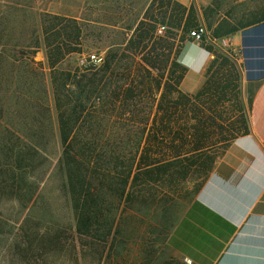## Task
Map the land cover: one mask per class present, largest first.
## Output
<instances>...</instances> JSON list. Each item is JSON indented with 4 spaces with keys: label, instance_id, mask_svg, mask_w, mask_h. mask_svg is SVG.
I'll return each instance as SVG.
<instances>
[{
    "label": "rangeland",
    "instance_id": "rangeland-1",
    "mask_svg": "<svg viewBox=\"0 0 264 264\" xmlns=\"http://www.w3.org/2000/svg\"><path fill=\"white\" fill-rule=\"evenodd\" d=\"M166 6V0H156L153 4L152 0H0V264H20L23 260L41 259V255H47L36 251L37 246L46 249L40 241H32L31 249L26 253V246L21 244L28 243L29 238L25 236L24 240L21 231L26 229L33 234L36 229L41 232L48 229L47 205H51L50 198L53 201L55 198L49 191L56 188L58 182L49 185L42 194L43 199L37 198L34 202L36 178L41 173L36 168L39 160L24 161L19 158V151L23 150L27 155L28 148L35 146L51 155L59 151L55 94L65 102L62 84L67 74L80 73L78 60L81 55L98 54L106 59L112 50L120 47L137 54L136 62L139 63L142 44L138 47L136 40L131 45L128 41L134 38L138 26H142L139 33H147L153 27L149 36L166 59L155 61L159 70L151 72L152 89L164 74L163 78L171 80L173 88L185 97L193 98L202 91L209 78L207 72L195 89H186L182 81L179 84L183 66L178 60L187 39L193 41L190 31L201 22L195 10L185 22L181 21L178 8ZM207 7L214 12H208V21L203 16L202 23L210 37L218 40L229 35L226 32L232 27L244 23L240 26L243 27L246 22L258 19L264 13V0H212ZM170 15L173 19H169ZM220 22L221 26L217 27ZM158 25L167 26L161 37L154 33ZM57 47L62 49V61L51 68L50 59L59 55ZM208 47L213 52L208 67L211 66V73H214V84L209 96L192 101L201 114L199 120L188 123L198 132L194 139L188 137L189 143L183 148L178 140L163 144L164 149L160 144L155 145L153 153L161 151V154L154 156L151 152L147 158V163L153 158L163 162L180 154L183 164L162 174L145 175L157 179V185L151 190L154 197L144 201L140 198L132 203L124 223L107 243L101 264H188L168 247V237L201 189L197 186L207 179L201 176L202 163L217 159L225 145L223 141L247 126L246 99L238 68L232 58L224 54L227 50L209 44ZM224 57L231 62H226ZM132 64L125 62L126 67ZM131 77L134 79L135 75ZM136 81H144L141 89L150 84L144 73ZM159 95L147 92L150 98L147 100L146 97L139 104L146 109L144 113L125 114L113 109L97 113L90 105L80 122L75 124L74 131L87 136V146L99 150L120 148L128 153L131 164L137 163L133 155L144 145ZM175 119L178 124L174 130L185 129L182 125L184 117L177 113ZM142 130L144 137L140 139ZM19 176L26 179L20 182ZM97 241L96 238V251L88 250L89 245L81 253L83 258L88 261L96 258L97 263L101 253V242Z\"/></svg>",
    "mask_w": 264,
    "mask_h": 264
},
{
    "label": "trees",
    "instance_id": "trees-1",
    "mask_svg": "<svg viewBox=\"0 0 264 264\" xmlns=\"http://www.w3.org/2000/svg\"><path fill=\"white\" fill-rule=\"evenodd\" d=\"M155 1L152 0V4ZM166 5L167 8L175 7L181 11V21L185 20L186 22L194 12L193 7L186 9L182 5L172 3L171 0H166ZM208 12L211 14L214 11L209 7L203 9L206 21L209 19ZM169 19H173V17L170 15ZM261 22H264V13L258 19L246 22L247 24L245 23L246 25L243 27L240 26L244 23L232 27L226 34L238 32ZM219 26H221V22L217 27ZM139 27L134 32V38L131 37L128 41V44L131 45L136 40L138 47L142 44L139 63L136 62L137 54L117 47L106 59L103 57V63L100 66L79 67L80 73L73 76L67 74L61 87L65 92V102L63 103L59 99V94H55L61 142L59 151H55V154L51 155L47 150L37 146L28 148L27 155L23 150L19 151V153L21 152L19 158H23L24 161L30 158L39 160L36 168L40 169L41 173L36 178L38 183L35 188L37 193L35 191L36 195L33 193L32 197L34 202L37 198L38 200L39 198L43 199L42 194L47 190V187L58 182V186L49 191L55 198L54 201L50 198V204L53 207L47 205L48 229L43 232L36 229L33 234L28 233L26 229L21 231L24 240L25 236L29 238L28 243L25 241L21 244L23 247L26 246V253H29L32 241H40L46 249L37 246L36 251L47 255L45 257L41 255V259L23 260L20 264H101L107 243L124 223L132 208V203L140 198L144 201L150 196L154 197L151 190L155 184L157 185V179L153 180L151 176L145 175L162 174L161 172L169 170L171 167L176 165L180 167L183 164L180 154L163 162L153 158L151 163H147V158L149 153H153L155 145L160 144L164 149L163 144H173L178 140L183 148L189 143L188 137L194 139L198 129L194 125L189 127L188 123L191 120H199L201 110L197 109L192 101L211 94L210 88L214 84V73H211V66L207 68L206 75L208 74L209 78L202 91L193 98L181 95L178 90L173 88L171 80L163 78L164 74L156 81V85L152 89L153 76L151 72L159 70L155 61L160 58L166 59V55L158 52L157 44L155 41L152 42V38L149 36L153 27L147 33H139L142 26ZM208 28H211V23H208ZM187 41H191V39H187ZM184 46L185 44L181 51ZM56 50L59 55L54 57L55 59H50L51 68L62 61V49L57 47ZM224 60L228 63L231 62L227 57H224ZM127 61L133 62V64L126 67L125 62ZM141 73L147 74V78L150 80V84H146L145 89L140 88L144 86V81L141 83L136 81L140 78ZM132 74L135 75L134 79L131 77ZM184 75L185 69L183 68V73L179 75V84ZM148 91L150 94L154 92L160 95L154 108V118L147 131L144 145L140 150L137 148L134 152L133 158L135 157L137 163L133 161L131 164V158L129 160L127 158L128 153L120 148L99 150L96 147L87 146V140H85L88 139L87 136L82 132L74 131L75 124L80 122L90 105L96 108L97 113H104L109 109L121 110L125 114L144 113L146 109L139 104H142L143 99L147 97ZM149 98L148 96L147 100ZM246 106L247 126L240 129L235 136L223 141L225 145L217 159H209L206 163H202L201 176L208 177L216 161L222 157L234 139L250 133L248 112L251 99L249 97L246 100ZM177 113L183 116L185 121L182 124L185 129L181 128L179 131L174 130L178 124V120L175 119ZM142 137H144L143 130L140 139ZM160 152H154L153 155L161 154ZM130 154L132 155V151ZM24 179L26 178L23 176L18 178L20 182ZM201 185L197 186V189H200ZM136 194H140V196L138 197ZM60 223L62 224L60 225ZM44 238L45 240H43ZM96 238L97 242H101L99 245L101 253L97 258V263L96 258L88 261L81 256V253L85 252L89 245L91 246L88 250L96 251Z\"/></svg>",
    "mask_w": 264,
    "mask_h": 264
},
{
    "label": "crops",
    "instance_id": "crops-1",
    "mask_svg": "<svg viewBox=\"0 0 264 264\" xmlns=\"http://www.w3.org/2000/svg\"><path fill=\"white\" fill-rule=\"evenodd\" d=\"M171 1L193 7L203 25V9L212 0ZM225 38L232 49L224 54L235 62L242 93L251 99L250 133L234 139L216 161L167 244L188 264H264V22ZM212 57L208 44L186 42L179 56L186 89L199 85Z\"/></svg>",
    "mask_w": 264,
    "mask_h": 264
},
{
    "label": "built area",
    "instance_id": "built-area-1",
    "mask_svg": "<svg viewBox=\"0 0 264 264\" xmlns=\"http://www.w3.org/2000/svg\"><path fill=\"white\" fill-rule=\"evenodd\" d=\"M166 30H167L166 25H158L155 30V35L161 37L165 34ZM189 35L195 43L212 44L231 52L232 49L231 40L227 38H221L218 40L211 38L205 25H199L195 29L191 30ZM102 63H103V57L98 54L81 55L78 60L79 67L100 66Z\"/></svg>",
    "mask_w": 264,
    "mask_h": 264
}]
</instances>
